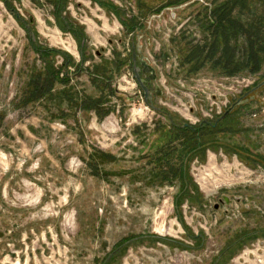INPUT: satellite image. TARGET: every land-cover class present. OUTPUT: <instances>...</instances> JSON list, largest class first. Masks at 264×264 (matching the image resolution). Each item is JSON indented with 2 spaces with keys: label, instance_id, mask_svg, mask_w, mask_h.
I'll return each instance as SVG.
<instances>
[{
  "label": "rangeland",
  "instance_id": "obj_1",
  "mask_svg": "<svg viewBox=\"0 0 264 264\" xmlns=\"http://www.w3.org/2000/svg\"><path fill=\"white\" fill-rule=\"evenodd\" d=\"M257 31L264 0H0V264H264Z\"/></svg>",
  "mask_w": 264,
  "mask_h": 264
},
{
  "label": "trees",
  "instance_id": "obj_2",
  "mask_svg": "<svg viewBox=\"0 0 264 264\" xmlns=\"http://www.w3.org/2000/svg\"><path fill=\"white\" fill-rule=\"evenodd\" d=\"M221 19L222 18L219 17V21ZM260 35H261V33H259V31H257L255 33V35L253 37L256 38V41H251V38L249 36H247L248 41H249V45L247 46V51H248L247 59H248V61H250V64H251V66H253V69L255 67L256 68L259 67V64H260V61H259V58H258V55H257V51H259V50L263 51L262 49H264L263 42L258 43V41H261ZM233 62H234V57L231 56L230 57V64L233 63ZM96 75H97V73H96Z\"/></svg>",
  "mask_w": 264,
  "mask_h": 264
},
{
  "label": "water",
  "instance_id": "obj_3",
  "mask_svg": "<svg viewBox=\"0 0 264 264\" xmlns=\"http://www.w3.org/2000/svg\"><path fill=\"white\" fill-rule=\"evenodd\" d=\"M142 65L146 68V69H148L152 74H151V78H154V69L152 68V67H150V66H148L144 61H142ZM264 84V81L263 82H261V83H259L257 86H255L253 89H251L250 91H254V90H256L257 88H259V87H261L262 85ZM248 95V93H246L244 96H242V97H240L237 101H235L233 104H232V106L220 117V118H218L217 120H216V122L213 124V126L214 125H216L217 123H218V121L220 120V119H222V118H224L226 115H228L230 112H231V110L237 105V104H239V103H241V102H244L245 100H246V98H244V97H246ZM209 124V123H208ZM225 201L226 202H229L228 201V199H225Z\"/></svg>",
  "mask_w": 264,
  "mask_h": 264
}]
</instances>
